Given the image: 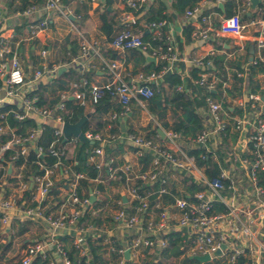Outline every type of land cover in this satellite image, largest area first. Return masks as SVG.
Instances as JSON below:
<instances>
[{
  "label": "built area",
  "instance_id": "obj_1",
  "mask_svg": "<svg viewBox=\"0 0 264 264\" xmlns=\"http://www.w3.org/2000/svg\"><path fill=\"white\" fill-rule=\"evenodd\" d=\"M97 1V0H91ZM142 1L150 0H123L126 7L137 9ZM238 1V0H234ZM246 4H250L251 0H243ZM264 2V0H261ZM45 6L48 9H55L66 14L62 6L57 0H45ZM202 4H196L192 8L185 11L187 16H196L201 23H210V14L202 10ZM35 10V4L27 6L22 13L29 14ZM164 21L149 22L146 29L155 38L160 35L161 27ZM260 33L256 40L257 55L253 60L257 59L264 64V18L260 21ZM46 27V20L40 21L32 28V34H35L37 29ZM245 24L239 14L231 16H223L220 18L217 30L222 35H229L235 38H240L243 34ZM167 45L165 50L160 45L152 46L149 42L144 41L140 35L133 33L128 27H123L117 31L110 41V44L118 50H128L137 48L142 50L149 56L157 58L165 64L162 68L155 72H137L126 80L123 75L120 64L117 60L102 61L104 68L108 72L109 79L103 84L89 83L87 77H81L78 81L72 82L71 97L82 105L87 104L86 100V86L88 87L89 99L95 103L100 97L103 89L111 90L115 100L121 105V111L111 115L112 118L119 115L124 118L129 110V103L135 100L141 107L146 108L144 101L151 97L156 92V85L162 81V76L168 70H174V66L178 58L176 47L173 39L168 35ZM80 55L93 52L97 54V49L94 44L89 43L84 37L80 39ZM47 51L41 50L40 55L44 58ZM213 54L211 52L209 55ZM206 56L193 57L190 61L193 66L199 68V79L195 83L204 86L206 90L214 91L217 84L220 82L218 77L207 80L208 72L205 68L211 67L212 61ZM229 56V55H228ZM69 62H54L51 64L42 63L37 68L29 81H26L25 72L17 57L16 51L10 47L3 45L0 47V106L8 99L19 96L21 113H16L17 119H23L30 115L36 116L40 122H36L37 126L31 128L27 136L21 138L17 135H12L10 139L6 140L0 147V151L8 149L12 144L20 145V153L27 152L26 141L35 140L42 131V126L46 123H52L54 126V139L44 149L42 146L37 147V153L43 154L44 151L55 156L56 160L52 166L44 167L41 175H35L31 178V183L35 185V193L32 200L36 202L35 206H25L23 202H18L17 197L13 194L4 195L3 179H0V223L3 226L10 224L15 216L22 217V219L42 220L45 222L46 234L43 239H35L26 244L20 255L10 262H3L0 264H30L33 258L40 254L42 259H46V264H69L65 252L62 249L58 236L63 233H70L73 231L72 244L80 250L81 254H86V241L83 234L91 231L90 226H78L77 220L79 216L91 209L89 198H79L75 189L77 179L82 176L80 173H75L71 181L68 182L64 189L65 197L62 206L56 213L45 214L43 206L40 202L44 199L54 184L55 176L61 172H67L66 166L63 165L61 156L64 154L63 148L57 144L60 138L63 139L62 127L64 120L61 116L65 112L64 101L69 96L67 92L60 94L59 102L52 108H40L33 104L34 97H29L26 94L34 90L37 85L43 80H48L50 77L57 74L60 67H65ZM237 76H242L238 72ZM5 77V78H4ZM29 84V85H27ZM226 82H221V89L225 87ZM158 86V85H157ZM180 88V87H178ZM261 92L249 90L243 96L236 98L235 104L239 108L232 116L233 128L241 130L245 124L249 123L248 114L252 112L254 118V129L249 136L251 142V160H242V167L246 170L247 185L251 187V193L257 195L256 201L248 208L245 218L238 212V206H235L234 201L238 198V188L241 186L236 182L229 172L220 167V178L228 181L227 189L230 190V201L226 195L221 193L224 189L223 184L219 180L208 181L204 176L201 167L196 164L195 157L188 155L178 144L179 134L171 130H164V140L168 145L161 144L155 139L144 137L139 134L127 133L122 138L135 149L137 156H140L144 151L151 153V161L149 167L143 172L133 170L129 165L125 164L121 167L111 165L112 159L109 158L104 162L103 144L106 138L91 130L83 131L86 138L89 140H97V145L88 156V161L95 164L97 169L106 166L109 176L108 178L114 181H123L121 184V191L119 197L115 201V206L111 209L110 217L112 222L117 227L124 231L132 232V235L127 240L126 248H118L114 245V240L109 233L93 234L92 238L100 237L103 248V256L110 257L111 253L121 254L120 258L115 264H124L126 260L123 252L125 249L137 250L141 248H154V246L163 248L166 246L164 238L158 237L160 232L166 233L169 226V221L176 218L177 228H191L188 234L187 245L185 246L186 254L204 255L210 254L219 249L222 244L224 248L217 256L211 257L210 261L219 259L221 264H237L240 257H246L244 264H261L260 260L264 255V182L260 183L258 174L264 175V101L261 100ZM205 104L207 106V114L204 118V127L192 143L202 145L205 152L210 153L212 160L217 159V153L209 149V140L212 134L225 133L228 129L229 122L225 117L223 100L216 99L212 95H206ZM241 109V110H240ZM1 117L3 115H0ZM123 120V119H120ZM159 127V126H157ZM160 128V127H159ZM5 132V127L0 124V134ZM71 142L77 140L71 136L66 140ZM11 167V166H10ZM16 167V172L13 176L21 180V174ZM60 170L62 171H59ZM167 172L174 174L180 172L191 176L195 181L206 184V189L197 191L193 195L194 201H188L182 197H175L171 205L159 209L154 213L155 208H159V202L152 206L148 205V193H140L136 187L131 185L134 179L142 181H154L158 177L165 175ZM244 176L241 177L243 180ZM94 182H100V178L92 179ZM162 182L165 179H161ZM6 184V183H5ZM28 183L19 181L18 187L24 190ZM165 188H161L157 193H165ZM93 194H98L97 190L92 191ZM96 196V195H95ZM219 201L227 208L226 212H215L214 202ZM175 211H171V209ZM102 210V209H98ZM129 210V211H128ZM95 213V211H92ZM157 216L155 217L153 216ZM222 222L232 228L230 234L218 232V226ZM51 248H54L51 250ZM209 262V261H208Z\"/></svg>",
  "mask_w": 264,
  "mask_h": 264
},
{
  "label": "trees",
  "instance_id": "obj_2",
  "mask_svg": "<svg viewBox=\"0 0 264 264\" xmlns=\"http://www.w3.org/2000/svg\"><path fill=\"white\" fill-rule=\"evenodd\" d=\"M198 0H172L170 7L176 12H184L187 8H192ZM108 6H112V0H104V6L99 14L100 21V31L105 36L107 42H110L113 36L117 33L119 29L125 26L120 27L121 21L116 18L113 10L107 9ZM240 3L235 2L234 0H227L225 2V12L224 16H231L236 14ZM26 6H23V10ZM86 6L84 5L83 8ZM143 8L131 9L127 8V11H131L134 15L139 13ZM218 10V8H216ZM260 16L264 18V9L261 7ZM74 12H77V10ZM243 17H247L246 13H243ZM85 15L81 16L80 22L83 20ZM145 22H157L164 20L165 16L162 15L155 8H148L144 14ZM132 27V32L140 35V37L149 42L152 46L160 45L165 50L167 45V33L164 26L161 27V33L159 36L153 38L150 32H145L146 27H143L138 24L137 21L130 24ZM190 28L184 29V40L188 42L190 39ZM95 46V45H94ZM96 47V46H95ZM128 57L133 59L135 62L134 72H157L159 71L165 62L157 60L156 63L148 62L146 60L145 54L142 50L137 48H132L126 50ZM69 55L65 58H62L61 62H70L71 58L75 55L81 53V51H73L72 49L67 50ZM111 57H114V54H110ZM248 46L245 47L244 53L240 55L227 57L225 53L214 52L211 55H208L207 58H210L212 61L211 67L205 68V71L208 72L207 80H211L214 77H218L220 82L217 84V87L214 91L206 90L204 86L195 83L196 79H199V73L201 70L197 67H193L189 76L181 78L175 70H168L162 76V84L158 83L156 85V92L144 101L147 111L156 118V121L165 130H171L179 134L181 137L180 146L186 151L188 155L195 157L196 164L201 167L202 172L208 181L219 180L224 189L221 190L223 195L230 194V190L227 189L228 181L220 178V167L222 163L214 162L211 159V155L208 152H205V148L202 145H196L192 143V139L201 132L204 127L203 118L196 112L198 107L205 105V96L212 95L213 97L221 98L222 90L221 82L228 81V78L231 79L229 85L225 87L224 91L227 93V97L223 100V106L227 109L229 100L228 98L233 99L242 93V85L244 77L237 76V73L240 72L242 75H246L249 87L253 88L257 85V82L253 76L258 72H264V64L259 60L255 59L249 61L248 59ZM33 64L36 63L32 59ZM37 64H39L37 62ZM51 64V63H49ZM145 64L143 67L136 68ZM175 67V66H174ZM175 69V68H174ZM73 66H70L66 72L56 74L49 78L46 82H40L37 87L26 95L29 97H34L33 104L40 108H52L60 100V94L63 91L70 90L69 83L76 82L79 80V72L76 71ZM88 72V73H87ZM86 74H90V70L86 71ZM1 84V80H0ZM163 84L166 85L169 92H166V88L163 87ZM180 87V88H178ZM252 91H256L255 89ZM86 100L89 107H92L90 112L85 110V105L78 103L74 99L66 98L64 101V106L66 111L61 113V116L64 121H69L75 123L82 116H86L87 119L82 125V130H90L94 133L98 132L106 123L111 125L110 127V136L106 138L105 143L103 144L104 151V162L109 158L112 159L111 165L119 166L124 165L125 161L122 158L121 154L123 152V147L125 140L122 138L127 133L138 134L133 129L127 128L124 132L120 129V119L124 121L127 120V115L125 118H120L119 115L112 118H107L104 116L106 112L118 114L121 111V105L115 100L112 91L109 89H103L101 91L100 97L95 103H92L89 99L88 87L86 86ZM87 105V104H86ZM137 105L135 100H131L129 103L130 110L133 109V106ZM139 106V105H138ZM169 111V116L172 118V122H166L163 120L166 113ZM16 113H21V110L13 104H8L0 107V124L5 127V132L0 134V147L12 135H17L21 138L27 136L31 128L37 126L35 120L31 117H25L23 119H17L15 117ZM54 126L52 123H46L42 126L41 134L33 141H26L27 152L25 154L20 153V145L12 144L8 149L0 151V179L3 176V173H6L8 165L19 169L21 174V180L17 179L15 176L8 175L7 180L11 181L13 184H18L19 181L27 182V187L22 190V195L17 201L23 202L25 206H35L31 198L35 193V185L31 183V178L35 175H41L44 171V167L52 166L56 158L52 154L44 151L43 154L39 155L37 153V147L42 146L44 149L48 146L51 140L54 139L53 135ZM228 131V129H227ZM141 135L147 138L157 139L161 144L164 143V140H159V135L157 133V127L153 122H150L143 128ZM178 142V143H179ZM60 148H63L64 154L61 156L62 167L66 166L67 172H61L60 175L55 176L54 184L51 187L47 197L42 199L40 202L43 206L47 202V207L44 208L45 214L56 213V208L59 203L57 201V195L59 194L60 189H65L69 181L72 180L75 173H80L82 176L77 179L76 184V193L79 198H89V189L92 191L97 190L99 193H104L103 196H97L96 200L90 204L91 209L83 212L78 220L77 225L80 226H90L91 231L83 234L86 243V254H81L80 250L72 244L73 232L63 233L58 236V240L61 243L62 249L65 252L67 258L69 259V264H115L116 261L120 258L121 254L111 253L109 259L103 256V248L101 245V238L96 237L92 238L93 234L99 233L103 235V231L99 229V225L103 221L99 215L101 213L105 214L107 208H114L115 201L119 197V193H106L107 185H116L121 187V182L123 181H114L108 178L109 173L106 166H102L99 170L95 167V164L88 161V156L91 154L93 148L99 145L97 140H94L93 143L90 142H81L75 140L71 142L69 139L62 141V138L57 142ZM132 150H135L133 147L129 146ZM139 163V169L136 171L143 172L146 170L151 161V153L149 151H144V153L137 157ZM126 164V163H125ZM222 164V165H221ZM59 171L60 170L59 168ZM175 177L172 178L170 173L167 172L165 175L158 177L154 181H142L140 179H134L131 182V185L137 188L140 193H148V205L152 206L154 203L159 202V208H155L154 213L158 212L159 209L171 205L175 197H182L188 201H194L193 195L197 191L205 190L206 184L202 182L195 181L191 176L185 175L180 172H175ZM99 177L100 182H94L92 179ZM165 179L162 182L161 179ZM178 180V181H176ZM258 180L260 183L264 182V175L262 173L258 174ZM161 188H165L166 192L161 193L158 196V191ZM52 196V197H49ZM49 198H51L49 200ZM49 200V201H48ZM214 211L215 212H226L227 208L224 204L219 201L214 202ZM102 209V210H98ZM95 211L93 213L92 211ZM129 211V210H128ZM175 211V209H171ZM106 215V214H105ZM155 219L157 216L153 215ZM104 220L112 221L109 216H106ZM26 229L24 225H21L18 233ZM158 237L164 238L166 241V246L159 248L154 246L153 257L160 260H164L165 264H173L169 262L171 259H174V264H221L219 259L212 260L209 262H199L193 258L192 255L186 254L185 246L188 241V232L186 228H181L176 230L169 228L166 233L160 232ZM114 245L118 248H121V245L118 242L114 241ZM10 246V241H6L5 244H0V259L8 251ZM54 248H51L53 250ZM148 249V248H147ZM247 256L240 257L237 260V264H244L247 260ZM149 261L144 264H155L154 262ZM46 259H42L40 254H37L30 264H46ZM261 264H264V255H262ZM124 264H134L130 260H125Z\"/></svg>",
  "mask_w": 264,
  "mask_h": 264
},
{
  "label": "crops",
  "instance_id": "obj_3",
  "mask_svg": "<svg viewBox=\"0 0 264 264\" xmlns=\"http://www.w3.org/2000/svg\"><path fill=\"white\" fill-rule=\"evenodd\" d=\"M57 1L62 6L66 14L55 9H48L45 6V0H0V47L6 45L16 51L17 57L25 72L26 81H29L33 72L39 68L42 63L49 64L61 62L62 58L69 55L67 52L69 49L76 52L79 51L80 39L82 37H84L89 43L94 44L98 53L94 54L93 52H90L81 58L79 57L80 54L73 56L69 62L70 64L65 66V70L63 72H66L70 66H73L80 74L79 79L81 77H87L89 83L103 84L109 79V76L102 61L117 60L120 64V69L123 75L126 76V80L128 81L129 78L135 74V62L133 59L128 57L126 50H118L114 48L110 42H107L105 36L99 28V14L104 6V0H97L94 2L91 0ZM226 1L227 0H198L196 4H202V10L205 13L210 14V23L206 24L201 23L199 18L196 16H187L185 11L190 8L185 9V11L181 13L174 11L170 7L172 0L142 1L139 8L143 9L135 15L131 11H127L128 7L124 5L123 0H112V6H108L107 9H112L116 18L121 21L120 27L125 26L131 30L132 27L130 24L135 21H137L139 25L146 27L147 22H145L144 14L150 7L157 9L162 15H164L165 18L163 20V26L166 29L165 32L171 39H173L178 58L180 59L176 62L174 70L175 73L183 78L189 76L190 70L194 67L190 61L193 57L206 56L211 52L225 53L227 57L240 55L244 53L245 47L247 46L249 51L251 45L254 47L253 58L256 57V40L259 37L261 26L260 21L262 20L260 12L262 11L261 7L264 9V2L257 0L254 4H252V2H250V4H246L243 0L235 1L240 3L236 14L240 15L243 23L245 24L242 36L240 38H235L229 35H222L217 30L218 22L220 18L224 16ZM31 4H35V10L29 14L22 13V11ZM219 4L222 5V8L218 6ZM84 5L86 6L85 8H83ZM23 6L26 7L22 10L21 8ZM216 8H218V10H216ZM74 10H77V12H74ZM243 13H246L247 17H243ZM69 14H72L76 20H71L68 17ZM82 15H85V17L80 22ZM129 19H131V22L126 21ZM42 20H46V27L37 29L35 34H32V28ZM185 28L191 29L190 39L188 42H185L184 40ZM43 49L47 51L44 58L40 55V52ZM110 54H114V57H111ZM145 57L148 62L150 61L156 63L158 60L148 54H145ZM147 57H153L155 60L151 61L147 59ZM32 59L36 63L33 64ZM37 62L39 64H37ZM144 65L145 64H142L136 68L140 70V68ZM88 70H90V74H86V71ZM253 78L257 82V85L251 88L248 85L246 75H244L242 93L236 98L243 96L249 90L254 89L261 92V94H264V72L256 73ZM0 80L2 82V78H0ZM48 80H43L42 82H46ZM230 81L231 79L228 78L225 87L227 86V83L229 85ZM71 83L72 82L69 83V86ZM160 83L162 84L163 82L161 81ZM163 87L166 88V92L170 91L166 85L163 84ZM224 89L222 90V97H216V99L224 100V98L228 96ZM63 92H67L69 95L67 98L73 99L71 97L72 88ZM236 98H228L227 100H229V103L227 109L224 108L225 117L230 126L228 127V131L221 134H212L209 140V149L217 153V159L213 161L222 163L223 165L221 164V167L228 171L229 175L233 176L236 182L241 185L238 188V198L235 199L234 204L235 206H238V212L245 218L248 208H250L256 201V198H258L257 195L251 193L252 189L249 185H247L248 181L246 180V170L241 164V161L244 159H252V145L249 136L254 129L255 121L252 112L250 111V114H248L250 124H245L244 128L241 130L233 128L231 117L234 116L237 109H239L235 104ZM8 104H13L19 108V96L6 100L1 106ZM138 105L139 104L137 103V105L133 106V109L131 108V110L129 106V110L126 114L128 118L124 121L125 130L129 127L141 135L143 134V128H145L150 122H153L156 127L159 126L165 130L160 123L156 121L153 114L149 113L146 108ZM85 106V110L87 112L92 110V107H89L88 103ZM196 112L204 120L207 114L206 104L198 107ZM104 116L110 118L111 113L106 112ZM29 117L33 118L38 123L40 122V120L34 115H30ZM163 120L169 122V124L172 122V118L169 116V111L166 113ZM110 127L111 125L106 123L96 133L103 138H108L110 136ZM159 138V140H164L161 136H159ZM177 141L181 142V137H179ZM180 142L178 143L179 145ZM163 144L168 145L165 140ZM129 146L130 145L125 141L121 156L125 163L136 171L139 169V163L137 160L138 156L136 155L135 150H132ZM121 166L123 165L121 164L116 167ZM9 167L10 165H8L6 173H3V176L1 177V179H3L2 182L6 183H3L4 195L7 196L13 194L17 197V199H20L22 190L19 189L18 184H13L11 181L7 180V176H13L17 170L11 166L9 171ZM175 175L176 174H170L172 178H174ZM243 176L244 178L241 180V177ZM120 188L121 187L116 185H107L106 193L118 194L119 191H121ZM103 194L104 193H98L94 195H96L95 197L97 198V196H103ZM230 195L231 194L226 195L229 201ZM64 197L65 191L64 189H60L59 194L57 195V201H55H59L56 208L57 211L62 206H65L63 204ZM50 199L51 198H49V200ZM46 204L47 202L45 203L44 208L47 207ZM68 208V206H65V209ZM110 215L111 214H109V217ZM99 217L103 220L99 225V229L103 231L104 234H111V237L115 242H118L122 248H126L127 240L132 235V232L124 231L122 228L117 227V225H115L112 221L106 222V220H104L106 215L103 213H101ZM12 219L13 220H11L10 224L7 226H3L0 223V244H5L6 241H10L8 251L1 257L0 263L10 262L17 258L26 244L35 239H43L46 234L47 226L45 222L40 219H22L20 215L15 216ZM168 224L170 228L180 230V228H177L175 217L173 220H170ZM21 225H24L26 229H24L22 233H18ZM218 229V232L230 234V230L232 228L227 224V222H222L218 226ZM190 230L193 231L191 228H188V234L191 232ZM262 238H264V236H262ZM152 249L153 248H141L137 250H130L128 260L132 261L134 264H144L145 262H149L152 260L151 257L154 255ZM152 262L155 264L166 263L164 260H160L157 257L154 258ZM169 262L174 264V259H171ZM56 264H59V262L56 261Z\"/></svg>",
  "mask_w": 264,
  "mask_h": 264
},
{
  "label": "water",
  "instance_id": "obj_4",
  "mask_svg": "<svg viewBox=\"0 0 264 264\" xmlns=\"http://www.w3.org/2000/svg\"><path fill=\"white\" fill-rule=\"evenodd\" d=\"M257 0H251L252 4L256 3ZM220 8H222V5L219 4L218 5ZM68 17L75 21V17L72 15V14H69ZM127 22H131V19L129 20H126ZM145 32H149L148 30H146ZM249 56H248V59L249 61H251L253 59V53H254V47L253 45L250 46L249 48ZM147 59L151 60V61H154L155 59L153 57H147ZM65 70V67H60L58 70H57V74H60L62 73L63 71ZM5 78V77H4ZM261 100L264 101V94L261 95ZM87 117L86 116H82L78 121H76L75 123H71L69 121H65L64 124H63V127H62V132H63V139L62 141H65L67 138L73 136L75 137L77 140L81 141V142H90V143H93L92 140H89L88 138H86V136L84 135L83 133V130H82V125L85 123ZM120 129L121 131H125V126H124V120H121L120 121ZM157 133L159 136L161 137H164V130L162 128H157ZM9 171H10V167H9ZM96 200V197L95 195L92 193V190L89 189V202L90 203H93L94 201ZM225 246L224 244H222L220 246L221 249H223ZM216 249L215 251H213L210 254H204V255H199V254H194L191 256V258L199 261V262H208L210 261L211 257L213 256H217L221 253V249ZM129 248L125 249L124 252H123V255H124V258L125 259H129Z\"/></svg>",
  "mask_w": 264,
  "mask_h": 264
},
{
  "label": "rangeland",
  "instance_id": "obj_5",
  "mask_svg": "<svg viewBox=\"0 0 264 264\" xmlns=\"http://www.w3.org/2000/svg\"><path fill=\"white\" fill-rule=\"evenodd\" d=\"M112 208H107L105 211L106 216H109ZM16 253V252H15Z\"/></svg>",
  "mask_w": 264,
  "mask_h": 264
}]
</instances>
